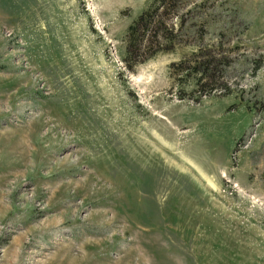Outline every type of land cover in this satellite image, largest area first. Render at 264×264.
Here are the masks:
<instances>
[{"label": "rangeland", "instance_id": "rangeland-1", "mask_svg": "<svg viewBox=\"0 0 264 264\" xmlns=\"http://www.w3.org/2000/svg\"><path fill=\"white\" fill-rule=\"evenodd\" d=\"M151 2L0 0V264H264V0H161L128 70Z\"/></svg>", "mask_w": 264, "mask_h": 264}, {"label": "trees", "instance_id": "trees-1", "mask_svg": "<svg viewBox=\"0 0 264 264\" xmlns=\"http://www.w3.org/2000/svg\"><path fill=\"white\" fill-rule=\"evenodd\" d=\"M166 3H161V0H152L151 4L143 9L136 18L130 22L124 33V55L122 61L128 70H132L142 60L153 56L156 53L169 50L162 45V42L169 39L167 36V29L160 19V16L166 8ZM163 4L165 6H163ZM155 43V49L149 51L151 44ZM140 56L137 61H132V57ZM192 65H188V73L186 76H193L195 88L206 85L208 82V89L202 92H211L216 88L211 82L216 76L214 72H218L219 66L222 67L225 63L221 62L222 56L214 58L211 61L202 59L201 51L192 54ZM220 70V69H219ZM221 78V74L218 75ZM224 88V87H222ZM184 94L179 95V99L184 98ZM199 96L196 98L198 99Z\"/></svg>", "mask_w": 264, "mask_h": 264}]
</instances>
